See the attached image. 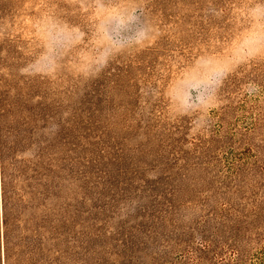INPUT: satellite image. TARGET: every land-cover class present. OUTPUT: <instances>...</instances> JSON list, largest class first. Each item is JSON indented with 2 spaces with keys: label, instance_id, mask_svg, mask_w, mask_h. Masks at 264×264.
Instances as JSON below:
<instances>
[{
  "label": "trees",
  "instance_id": "1",
  "mask_svg": "<svg viewBox=\"0 0 264 264\" xmlns=\"http://www.w3.org/2000/svg\"><path fill=\"white\" fill-rule=\"evenodd\" d=\"M52 3L0 0V264H247L264 249V111L235 131L222 107L211 135L188 139L184 119L164 114L177 46L166 34L89 79L31 72L33 52L9 24ZM175 4L151 0L161 21ZM251 69L242 77L264 92V61Z\"/></svg>",
  "mask_w": 264,
  "mask_h": 264
},
{
  "label": "rangeland",
  "instance_id": "2",
  "mask_svg": "<svg viewBox=\"0 0 264 264\" xmlns=\"http://www.w3.org/2000/svg\"><path fill=\"white\" fill-rule=\"evenodd\" d=\"M175 5L161 21L151 0H53L49 10L17 12L9 27L33 52L30 71L62 85L96 77L117 55L169 35L177 46L163 68L165 116L183 118L192 141L211 135L222 107L230 106L226 121L231 129H245L264 111V92L242 77L264 61V0H177ZM235 76L239 80L228 88ZM259 137L252 133L248 141L256 144ZM235 146V152L246 156L247 143L246 148L242 142ZM259 157L264 160V146ZM231 160V154L224 155V163ZM188 256L185 263L196 264ZM231 256L224 251L217 259ZM246 260L264 264L262 243L250 248ZM145 262L150 264L149 258ZM205 264H213L211 254Z\"/></svg>",
  "mask_w": 264,
  "mask_h": 264
}]
</instances>
